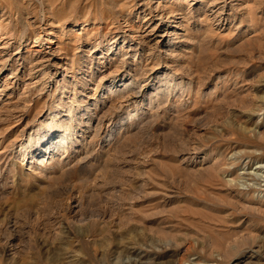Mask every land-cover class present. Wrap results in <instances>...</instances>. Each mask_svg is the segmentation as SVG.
Returning a JSON list of instances; mask_svg holds the SVG:
<instances>
[{"label": "rangeland", "instance_id": "374dc122", "mask_svg": "<svg viewBox=\"0 0 264 264\" xmlns=\"http://www.w3.org/2000/svg\"><path fill=\"white\" fill-rule=\"evenodd\" d=\"M0 264H264V0H0Z\"/></svg>", "mask_w": 264, "mask_h": 264}]
</instances>
